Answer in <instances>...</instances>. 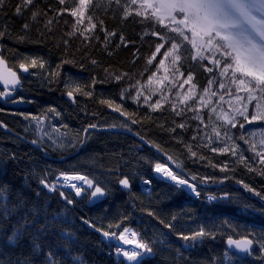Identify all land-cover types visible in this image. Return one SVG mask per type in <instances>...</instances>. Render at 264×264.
<instances>
[{"label":"trees","instance_id":"1","mask_svg":"<svg viewBox=\"0 0 264 264\" xmlns=\"http://www.w3.org/2000/svg\"><path fill=\"white\" fill-rule=\"evenodd\" d=\"M127 2L130 0H121L118 6L115 0H91L81 23H77L79 15L71 14L79 12V0H65L64 4L59 0H35L20 16L16 15V7L22 0H3L0 6V32L5 33L0 36V57L14 71L22 63L29 65L28 77L22 78L18 93L29 101L23 113H58L76 139L70 150L41 146L43 153L19 138L32 141L21 129L24 120L0 107V125L9 131L0 128V264H73V259L78 264H125L124 259L108 253V246L114 245L103 239L105 232L114 234L123 229H130L138 242L153 250L140 264H217L221 260L223 264H264L260 248L264 243V164L251 150L252 144L261 150L252 129L262 123L257 120L249 124L236 116V128L224 124L223 117L218 116L219 96L229 97V90L238 94L231 70L221 77L222 65L192 61L187 42L188 52L183 54L179 72L174 71L173 57L163 56L170 42L149 65L156 44L164 43L151 33L163 34L167 29L134 13L124 19ZM37 9L42 14L32 21L31 14ZM89 17L95 28L90 29ZM49 19L53 21L51 31L45 28ZM25 22L31 24L26 34L22 31ZM22 35L24 42L18 39ZM32 59H37V67L30 66ZM161 59L164 65H160ZM205 65L213 67L214 72H206ZM189 71L194 73L197 87L192 89L193 99L182 104L190 85H178ZM236 75L239 78V73ZM116 76L123 79L117 81ZM70 79L75 81L72 86ZM209 79L216 81L211 88L217 95L211 97V106H205L200 95ZM221 82L225 89L219 88ZM138 90L142 94L135 101ZM68 92L73 93V101ZM145 96L150 99L145 101ZM102 100L113 101V107ZM157 100L161 107L153 110L151 105ZM116 106L119 111L110 112ZM248 108L249 114L255 113V102ZM240 124H244L243 129ZM90 125L128 131L149 146H142L124 132L94 130L82 143V134ZM225 129L227 137L223 135ZM215 131L222 133L219 138ZM234 145H239L236 156L211 151L212 147ZM241 153L245 156L243 162L239 160ZM160 161L195 183L199 196H188L183 189L152 178V167ZM60 173L84 174L104 186L107 195L90 204L89 191L77 196L65 189L49 191L41 184L43 180L49 185ZM193 175L195 181L191 180ZM125 177L130 186L122 190L119 180ZM146 179L151 190L144 194L138 182ZM244 184L253 191L246 190ZM225 193L227 199L222 198ZM210 196L216 199L209 200ZM5 207L7 212L3 211ZM201 229L208 234L198 238L200 242L194 247L182 239ZM17 230L19 236L12 246L8 241ZM229 237L252 239L255 251L246 259L229 253L224 248ZM225 252L236 259H224Z\"/></svg>","mask_w":264,"mask_h":264},{"label":"snow or ice","instance_id":"2","mask_svg":"<svg viewBox=\"0 0 264 264\" xmlns=\"http://www.w3.org/2000/svg\"><path fill=\"white\" fill-rule=\"evenodd\" d=\"M35 0H22V3L16 7V15H23V12L28 9L29 6L33 5ZM111 2V0H110ZM60 4H64L65 0H59ZM91 3V0H79L80 9L79 12L72 11L73 16L79 15L81 20H78L77 23L82 22L84 17L85 8ZM115 3L119 6L121 0H115ZM3 0H0V6H2ZM139 5L138 8H133V6ZM144 9V11H140ZM144 16L146 19H153L161 25L163 28L167 29L166 33H160L158 31H153L152 36L158 37L159 40L164 41V43H157L155 51L152 52L151 58L147 61L149 65L153 63L156 59L157 54L165 48L167 43H171V47L168 51L163 52L165 58L173 57L172 63L174 65V71H180V62L183 58V54L188 52L187 44L191 45V60L197 61L198 59L203 61L207 60L208 64L214 66H221L222 71H220L221 77H226L231 70L232 83L236 85V93L244 92L246 96L242 97L240 95H235V99L241 102V107L239 109H234V111L241 117L244 118L249 124L254 121L262 120L264 121V0H130L127 2L124 7V19H127L129 16ZM42 14L40 9H37L32 12L31 20L36 21L38 17ZM43 15H47L43 13ZM89 27L90 29L95 28L96 25L92 23V17H89ZM167 21V23H166ZM53 21L49 19L45 28L51 31L49 27ZM31 29V24L25 22L22 28V31L26 34ZM75 29V25H74ZM168 33H174L175 36L168 35ZM190 33V35H189ZM5 33L0 32V36H3ZM85 33H81L84 35ZM44 33L40 34V38H43ZM71 35V34H70ZM115 35V33H113ZM21 42L25 41V36H20L18 38ZM123 39V37H121ZM64 43L67 45L68 41L65 40ZM208 53V55H205ZM219 54V55H217ZM221 57L224 59L222 60ZM230 61V62H229ZM5 62L0 58V65H3ZM95 63V61H93ZM165 60H160V65H164ZM31 67H37V59L31 60ZM39 67H44V63L41 61ZM20 68L27 72L29 65L20 64ZM206 72H214L213 67L204 66ZM239 73V78L237 77ZM156 73H153L155 76ZM183 75V73H181ZM123 79L122 76H116V80L120 81ZM165 80L168 79L167 76L164 77ZM149 83L152 82V76L148 78ZM0 81L5 85L3 92H0V96H10L11 91L7 87L11 85L14 89L17 84H19V79L16 72H9L8 76L0 74ZM213 79L208 80V86L204 87L203 95H200V101L205 106H211L212 101L211 97L216 96L217 92L212 90L211 86L215 83ZM184 85H190L188 93L185 94V98L180 102L185 104L188 100L193 99L192 89L196 88L197 85L194 80V73L189 71L187 78L183 80L182 84L178 86L183 88ZM220 89H225V84L223 82L219 83ZM142 94L138 90L137 96L134 98L135 101H138L139 95ZM228 94L231 96L232 93L229 90ZM73 93L68 92V96L72 97ZM207 96V100H206ZM121 99H124V94H121ZM150 99V97L145 96V101ZM224 95L219 96L220 101H224ZM246 101V102H245ZM255 102V108L257 112L249 114L248 105ZM101 103L107 104L109 107H113V101L111 100H102ZM161 107L160 101L157 100L155 104L151 105L153 110L159 109ZM113 110L119 111V106H116ZM175 111V106L173 108ZM212 111L215 112V108H212ZM123 115V113H121ZM177 115L180 113L177 112ZM27 119V117H25ZM33 119H36L33 117ZM224 124L230 125L231 128H236L237 124L235 121V116L225 113L223 115ZM135 122V121H134ZM203 123V121H201ZM39 126V121H37ZM90 128H95L96 125H90ZM183 128L184 124L179 125ZM241 129L244 128V124H240ZM87 134V130H85ZM220 131H215L217 138L221 136ZM223 135L227 137V129L224 130ZM195 139V137H194ZM241 139H244L241 136ZM211 142V141H210ZM37 143V141H33ZM244 143L247 144L248 140L244 139ZM261 150H256V145H251V150L255 152L256 156L260 158L262 164H264V136L260 140ZM239 145H234L231 148L225 147H212L211 151L219 152L224 154L226 152H231L233 156L237 155V148ZM192 156L195 157L196 153L192 152ZM239 160L241 162L245 161V156L241 153L239 155ZM177 168L180 167L179 164L176 165ZM224 168H221V171H224ZM155 171L157 173H162L164 176L169 178L171 181L175 182V185L178 188H187L192 193L199 196L197 190V185L191 183L187 178H181L179 175L174 173L169 167L162 163H157L155 165ZM253 171V169H249ZM264 175V172H261ZM64 175V174H62ZM69 177L65 176V180ZM73 180L83 181L88 189L91 190V198L105 197L107 195V190L101 184L96 183L94 180L88 179L86 176L76 175L71 177ZM197 177L193 175L191 177L192 181H195ZM239 183H242L238 181ZM145 184H149V180L144 181ZM41 184L44 187L48 188L49 191L55 190V185H48L45 181L41 180ZM119 184L124 188H128L129 180L127 178L120 179ZM243 187L248 191H253L249 185L244 184ZM72 188L75 189L77 196H81L84 192V189L76 184L72 185ZM260 195V193H256ZM60 195L64 197V193L61 192ZM224 199L228 198V194L225 193L222 197ZM264 199V197H261ZM209 200L216 199V197L210 196ZM72 203L71 200L67 201ZM3 211L7 212L5 207ZM152 215V213H149ZM87 223V221H85ZM170 227V225H166ZM100 229H97L99 231ZM128 230L125 229L124 232L120 233L119 239L123 241L126 245H134L135 250H123L117 248L116 251L118 254L122 255L127 264H140L142 256L144 254L151 255L152 248L142 242L135 240H129L126 238L125 233ZM208 233L204 229H201L198 232H194L191 235H183L182 239L186 242H191V246L194 247L196 243L200 242L198 238L204 237ZM105 236L114 235L108 232L104 233ZM136 234L133 233V236ZM19 236V231H14L13 235L9 238L8 243L12 246L15 245L16 239ZM254 241L249 238H244L243 240H234L229 237L227 241L228 246H235V249L241 253L247 255L252 254V245ZM262 256H264V243L260 245ZM224 259L235 260V257H230L227 252L224 253ZM73 264H78V262L73 259ZM217 264H223V261H218Z\"/></svg>","mask_w":264,"mask_h":264},{"label":"rangeland","instance_id":"3","mask_svg":"<svg viewBox=\"0 0 264 264\" xmlns=\"http://www.w3.org/2000/svg\"><path fill=\"white\" fill-rule=\"evenodd\" d=\"M190 35V33H189ZM205 55H208V53H205ZM219 55V54H217ZM223 60V57H221ZM73 79L68 80V83L75 84V81H71ZM67 84V87L70 85ZM70 86V87H71ZM74 87V86H73ZM231 91V90H230ZM243 94V92H242ZM241 93H238L236 95H242ZM20 99H25L22 97H19ZM219 100V99H218ZM246 102V101H245ZM218 116L223 117L225 113H228L229 115L232 116H239L234 109H239L241 107V102L237 101L235 99V94L232 93V95L224 99V101H220L218 104ZM255 112H257V109L255 108ZM11 115H18L20 118L24 120L23 125L21 126V129L23 130L24 134L27 135L30 134L35 141H39L42 145L49 147L51 150H57V151H67L70 150V148H73L76 145V139L74 137V134L71 133L62 123V118L58 113H46V114H36L32 115L23 112H10ZM27 117V119L25 118ZM35 117L36 119H33ZM37 121H39V126L37 125ZM261 122V125L255 124L254 128L252 129V135L256 138L257 142L260 144L261 137L264 136V121L258 120ZM84 175V174H82ZM87 177V176H86ZM88 178V177H87ZM126 178V177H125ZM124 179V178H122ZM60 185L65 189L70 192H75V189L72 188L73 183H63L59 182ZM130 184V183H129ZM77 185V184H76ZM84 190L91 192V190L88 189V186H81ZM120 188L122 190H125L127 188H124L123 186L120 185ZM102 197H97V198H91L90 195V202H93V200H99ZM128 231L125 233L126 238L128 239V234L132 235V239L129 240H137L136 235L133 236V233L130 229H127ZM125 229L119 231L120 233L124 232ZM103 239L106 241H111L118 243L119 245L124 244L123 241H121L118 238H116L113 235L105 236L103 234ZM132 248H134V245L129 244ZM135 249V248H134ZM125 264L127 262L124 260Z\"/></svg>","mask_w":264,"mask_h":264},{"label":"water","instance_id":"4","mask_svg":"<svg viewBox=\"0 0 264 264\" xmlns=\"http://www.w3.org/2000/svg\"><path fill=\"white\" fill-rule=\"evenodd\" d=\"M2 58V57H0ZM3 59V58H2ZM4 60V59H3ZM5 62V60H4ZM9 72H15L14 70H11L9 68V66H7V63L5 62L3 65H0V74L2 75H5V76H8L9 75ZM17 74V77L19 79V84H17L15 86V88L13 89L11 85H8L7 87L9 88V90L11 91V95L10 96H0V106L3 108H8V109H11V110H18V109H21V110H25V108L28 107V104L24 101H20V100H17L16 96H17V93L21 90V80H20V76H26L28 74V71L27 72H24L21 68L19 69L18 73L16 72ZM5 89V85L3 84L2 81H0V90L3 92ZM68 96V95H67ZM69 97V96H68ZM69 99L71 101H73V98L72 97H69ZM110 112H114L116 113L117 111L111 109ZM120 116H122L121 114H119ZM2 131H5V132H9L8 130H6L5 128H1ZM87 133L90 132V130H94V131H97V132H101V131H106V132H114V133H126L127 135H130L132 137H135L138 142L142 145V146H149L148 143L146 141H144L143 139H140L138 136L136 135H133L132 133L128 132V131H122L120 129H117V128H87ZM85 134L86 132L84 131L83 133V141L85 140ZM20 139H22L23 141H27L31 146L35 147L36 149H40V147L38 145H36L35 143H33L32 141H28V140H25L24 138L22 137H19ZM41 150V149H40ZM218 186V185H216ZM189 195V194H188ZM195 195V194H194ZM229 238L226 239L225 241V244H224V248L226 249V251H228L229 253L241 258V259H246L247 256H250V255H247L245 253H241L239 251H237L235 249V246H228L227 245V241H228ZM235 240H243L242 238L240 239H235ZM252 247V253L255 251V245L253 243V245L251 246Z\"/></svg>","mask_w":264,"mask_h":264},{"label":"bare ground","instance_id":"5","mask_svg":"<svg viewBox=\"0 0 264 264\" xmlns=\"http://www.w3.org/2000/svg\"><path fill=\"white\" fill-rule=\"evenodd\" d=\"M157 163H162V164H164L163 162H157ZM156 163V164H157ZM155 164V165H156ZM155 165L153 166V175L157 178H160V179H162V180H165L166 182H172V183H174L175 184V182H173V181H171L169 178H167L166 176H164L162 173H157L156 171H155ZM165 165V164H164ZM76 175H79V174H71V175H60V177L58 178L59 180H61L62 179V182H64V183H69V184H71V183H73V184H77V185H79V186H87L83 181H80V180H73V179H71V177H73V176H76ZM65 176H67V177H69V179H67V180H65ZM145 186H146V184H145ZM185 189V191L187 192V193H189V194H193L189 189H187L186 187L184 188Z\"/></svg>","mask_w":264,"mask_h":264}]
</instances>
